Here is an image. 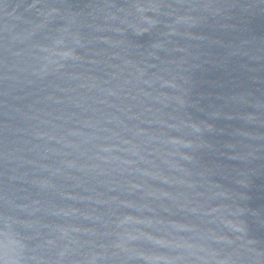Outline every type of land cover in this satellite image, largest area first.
I'll use <instances>...</instances> for the list:
<instances>
[{"label":"water","instance_id":"water-1","mask_svg":"<svg viewBox=\"0 0 264 264\" xmlns=\"http://www.w3.org/2000/svg\"><path fill=\"white\" fill-rule=\"evenodd\" d=\"M0 264H264V0H0Z\"/></svg>","mask_w":264,"mask_h":264}]
</instances>
